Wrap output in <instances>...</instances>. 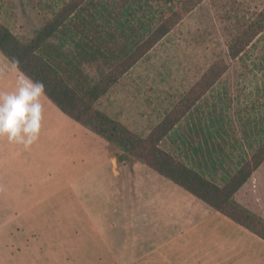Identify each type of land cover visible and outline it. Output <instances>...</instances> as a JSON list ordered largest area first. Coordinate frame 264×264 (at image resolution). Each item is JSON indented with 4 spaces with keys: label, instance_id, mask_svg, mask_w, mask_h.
<instances>
[{
    "label": "crops",
    "instance_id": "obj_1",
    "mask_svg": "<svg viewBox=\"0 0 264 264\" xmlns=\"http://www.w3.org/2000/svg\"><path fill=\"white\" fill-rule=\"evenodd\" d=\"M181 59V66L164 70L160 65L152 66V56L145 54L96 100L95 106L146 136L211 64L184 66L190 58ZM198 59L201 63L202 58ZM217 82L163 137L160 146L223 186L264 136L257 139L250 132V117L245 112L243 115L238 103L244 101L245 94L237 97L234 112L216 105L221 99L213 91ZM48 101L54 109L42 110L45 118L40 124L48 126L40 125V131L44 133L48 127L50 139L53 132L57 135L58 144L49 146V152L59 156L52 166L55 172L63 167V186L72 188L83 218L78 232L74 225L70 235L66 230L65 243L71 246L66 253L80 256L83 264H105V256L108 264H125L124 260L126 264H264L263 239L140 161H119L112 145ZM250 125L257 129V125ZM5 139L0 137V190L8 192L12 190L11 168L21 172L19 177L26 182L30 168L38 167L41 158L36 141L24 149L26 159L23 154H13ZM62 143L69 150L65 157L59 155ZM35 154L36 160L31 157ZM28 159H32L31 165ZM40 185L37 191L42 189ZM51 195L38 192L33 206ZM234 200L264 217V161L237 189ZM32 203L29 200L22 205ZM74 204L68 201L66 206L77 208Z\"/></svg>",
    "mask_w": 264,
    "mask_h": 264
},
{
    "label": "trees",
    "instance_id": "obj_2",
    "mask_svg": "<svg viewBox=\"0 0 264 264\" xmlns=\"http://www.w3.org/2000/svg\"><path fill=\"white\" fill-rule=\"evenodd\" d=\"M162 1L166 8H159L157 19L152 22V17L147 23L142 4H150L149 0H122L120 4L116 0L106 4L101 0H70L25 41L0 21V53L23 76L42 83L43 95L62 113L118 149L119 161H140L264 240V217L234 200L237 189L263 163L264 140L223 186L160 146L163 137L226 72L228 64L222 58L208 66L146 136L95 106L99 97L202 0ZM129 2L138 5L133 7ZM138 13L144 18H137ZM263 30L264 6L229 44L230 58H238ZM84 66L95 68L96 73Z\"/></svg>",
    "mask_w": 264,
    "mask_h": 264
},
{
    "label": "rangeland",
    "instance_id": "obj_3",
    "mask_svg": "<svg viewBox=\"0 0 264 264\" xmlns=\"http://www.w3.org/2000/svg\"><path fill=\"white\" fill-rule=\"evenodd\" d=\"M68 1L70 0H0V21L20 39L29 40L35 36L36 31L45 21L53 18ZM112 1L114 0H101L103 4ZM121 2L122 0H116V4ZM149 2L151 3L148 5L142 4L146 13L145 18L142 13L137 14V18L141 16L147 23L152 17L154 22L159 14V8L164 9L167 6L162 0H149ZM177 2L178 0H171L172 4ZM130 3L133 7L138 5L136 2H129L128 5ZM263 6L264 0H202L194 9L185 13L180 22L168 33L169 35L156 43L147 53L152 56L150 64L160 65L164 70L169 69L170 66H181L182 57L190 58L189 63H183L184 66H204L222 58L228 64V69L213 89L221 96V99L216 101V105L226 110L229 107V110L234 112L237 109V97L245 94L244 101L238 103L243 115L248 113L250 132L257 139L264 136V30L252 40L238 58H230L229 44ZM134 22L133 24L137 25L136 21ZM54 41H57L56 37ZM66 47L70 48L68 45ZM198 57L202 58L201 63ZM159 60L161 63H156ZM84 67L88 72L96 73L95 68L89 70L90 67ZM21 75L0 53V94L14 92ZM39 100L43 111L54 109L43 94ZM203 110L205 111V108ZM43 115L42 118H45ZM250 124L257 125V129L254 130ZM40 125L48 126L43 123ZM52 134L50 139L48 127L44 133L40 131L38 134L36 146H39L40 150L36 149L40 152L41 160L38 167L30 168L28 176L25 177L26 182L20 178L23 176L21 172L15 173L11 168L12 190L8 192L0 190V264H33L36 260L40 264H68L67 261L72 264H75V261L83 264L79 259L80 256L68 254V251L66 253V250L71 249L69 243H65V239L68 238L66 230L67 235H70L74 225L77 227L75 231L78 232L83 218L78 198L72 188L69 185L63 186L66 178L63 167L61 168L63 171L59 169L61 171L55 172L52 166L57 161L55 157L59 159L55 151L49 152L50 145L58 144L57 135L54 132ZM4 138H6L5 144L10 145L9 150H13V154H23L27 159L28 154L23 152L25 149L23 145L10 142L6 136H3ZM61 146L62 151L59 155L65 157L69 150L63 143ZM113 148L118 154L119 150L114 146ZM31 157L35 160L38 158L36 154ZM39 185L42 189L37 191ZM38 192L53 195L39 205L33 206L32 202L38 198ZM76 193L80 195L79 191ZM14 194L17 196H13ZM11 199L18 201L10 202ZM29 200L32 206L22 205V202ZM68 201L75 202L74 205L78 207H67ZM20 202L21 204H18ZM105 258V264H108L109 257L105 256ZM126 262L128 261L124 260L125 264Z\"/></svg>",
    "mask_w": 264,
    "mask_h": 264
},
{
    "label": "clouds",
    "instance_id": "obj_4",
    "mask_svg": "<svg viewBox=\"0 0 264 264\" xmlns=\"http://www.w3.org/2000/svg\"><path fill=\"white\" fill-rule=\"evenodd\" d=\"M16 90L0 94V137L6 136L10 142L31 146L38 138L42 105L40 96L44 86L40 82L21 75Z\"/></svg>",
    "mask_w": 264,
    "mask_h": 264
}]
</instances>
